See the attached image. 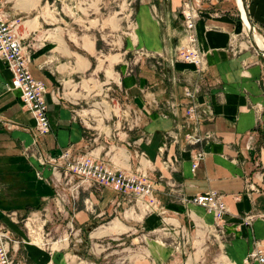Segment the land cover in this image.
Wrapping results in <instances>:
<instances>
[{"label": "crops", "instance_id": "0c3cea01", "mask_svg": "<svg viewBox=\"0 0 264 264\" xmlns=\"http://www.w3.org/2000/svg\"><path fill=\"white\" fill-rule=\"evenodd\" d=\"M192 1L201 15L202 75L171 58L183 35L173 18L184 0L137 3L138 48L167 54L162 64L178 76L171 88L153 61L139 65L138 74L127 71V61L116 72L98 35L69 23L101 20V5L110 0H7L30 73L47 87L51 125L44 136L36 132L20 93L7 88L11 73L0 60V228L13 236L15 264H260L246 260L264 244V55L247 31L248 41L243 37L240 13L218 10L227 0ZM247 3L255 34L264 40V0ZM124 39L131 51V34ZM193 85L207 111L198 120L205 137L198 145L185 139L194 122L181 126L184 88ZM67 150L147 175L155 205H136L111 188L69 173L53 176L50 165L42 166L45 156ZM200 151L204 159L195 168ZM210 191L228 207L223 220L193 203ZM54 222L68 230L56 240L45 231ZM115 238L130 242L119 263H111L115 251L107 248ZM100 241L108 246L99 250Z\"/></svg>", "mask_w": 264, "mask_h": 264}, {"label": "built area", "instance_id": "2783aa9c", "mask_svg": "<svg viewBox=\"0 0 264 264\" xmlns=\"http://www.w3.org/2000/svg\"><path fill=\"white\" fill-rule=\"evenodd\" d=\"M199 3V0H195ZM7 0H0V60L11 73L7 84L10 91H18L24 109L35 121L36 132L40 136L48 134L51 130L49 120V107L46 101L47 87L36 80L29 70V58L25 54V45L15 31L17 20L9 21L6 12ZM198 6V5H197ZM183 16L185 18V36L187 44L184 46L186 53L183 62L193 65L196 72L202 75L205 66V54L198 46L197 18L199 13L192 0H184ZM200 88L198 86H187L184 88L186 99L185 123L181 126H189L187 122H194V131L185 134V139L190 145L201 144L205 137L197 132L198 120L207 111L199 103ZM178 105L173 104V110L177 114ZM181 128V127H177ZM204 159V152L200 151L195 156L194 167ZM50 162L58 163V167L64 169V173L76 176L83 184L91 186L111 188L119 195L130 196L138 202L155 205L154 183L147 175L136 172H124L112 166L104 159H97L89 154L74 156L71 150L63 152L57 158H50ZM193 203L204 208L212 214L216 220H223L228 213V207L223 197L216 191L197 195ZM12 234L0 228V264H15L11 254L13 244ZM251 257L260 264H264V250L256 249Z\"/></svg>", "mask_w": 264, "mask_h": 264}, {"label": "rangeland", "instance_id": "374dc122", "mask_svg": "<svg viewBox=\"0 0 264 264\" xmlns=\"http://www.w3.org/2000/svg\"><path fill=\"white\" fill-rule=\"evenodd\" d=\"M139 0H110V3L102 4L101 5V10L97 14L98 18H101V20H96V21H79V22H69L72 26H75L77 29L80 27L84 28L85 32H92L98 35V43H99V48L102 50L103 54L110 55L113 60H115L117 64V69L116 72H119V66H121L125 61H127L130 65L128 67V72L132 73H139V65H143V63H150V62H155L157 67L159 68L160 75L162 76V79L165 83H169L171 85V88L173 86L174 80L178 82L177 80V75H175V72L173 71L174 69L169 66V65H163L162 63L165 62L164 58H168L167 54L164 53L163 55H151L147 53L144 49L138 48V44L136 41L135 33H137V20H136V10H137V3ZM228 3L226 2V5H219L220 9H218L220 12H227L228 8H230L234 14H237L239 16L240 11L238 12V7L236 8L234 2L236 3V0H227ZM248 1V0H247ZM203 5V4H202ZM202 5H199L200 10H203ZM205 6V5H204ZM73 7L74 11L78 10L77 7ZM215 8H218L217 6H214ZM169 9V8H168ZM167 11V10H166ZM203 12V11H201ZM200 13V11L198 12ZM201 15L199 14V18H197V22H199ZM241 17V13H240ZM242 18V17H241ZM107 19L109 21H107ZM175 22V28L179 29L180 32H182L181 36V41L175 44V51L171 58L174 61H180L181 63L183 62V56L186 53V49H184V46H186L187 41H186V36L184 32V22L185 18L183 16V8L182 6L178 9V11L175 12V17L173 18ZM242 20V19H241ZM242 23L244 21L242 20ZM244 32H243V37L246 38L245 40L248 41V37L246 36V30L244 26L242 27ZM129 34H131L132 37V46L133 48L131 51H128L129 48L125 50L124 46L126 43V40L124 39L125 37H129ZM261 37V36H260ZM263 39V38H262ZM264 42V40H263ZM249 44V43H247ZM198 46L202 50L200 42H198ZM203 52V51H202ZM171 55V54H170ZM167 63V62H165ZM161 68V70H160ZM168 84V85H169ZM10 91V90H9ZM1 121V117H0ZM1 123V122H0ZM7 135L1 139V140H6ZM2 153V152H1ZM37 157H43L42 153H39L38 151L36 152ZM48 157L46 161H43L41 164L42 166L50 165L52 168V174H64L65 170L61 169L58 167V163H52L49 161L50 158H57L54 156H45ZM95 187V186H92ZM97 187V186H96ZM74 189V187H72ZM128 197V196H127ZM135 200V199H134ZM136 205H145L146 203L144 202H138L135 200L134 202ZM148 204V203H147ZM42 219V217L40 218ZM55 219H58V216H56ZM59 220V219H58ZM38 232V230H35ZM46 233H52L51 237L52 239L56 240L60 237L61 233H64L68 231L67 229L60 228L59 225H55V222L52 223V229L46 228ZM71 231V230H70ZM39 232L43 233V228L39 230ZM80 235V233H79ZM83 237V234L80 235ZM73 239V236H71ZM38 242V241H37ZM83 242V241H82ZM79 243L83 245V243ZM111 243L109 246L105 245L104 241H100L99 250L103 249L104 246H108L107 248L108 251H115V254L113 255L112 258H114V261H111V263H119L122 262V256H123V249L125 247H130V242L126 241V244L124 243V240L122 238H115L114 241L109 240ZM138 244L132 245L133 248H136ZM257 249L264 250V244H260L258 247L255 246ZM254 248V249H255ZM255 249V250H256ZM91 251V246L88 247V251ZM254 250V251H255ZM108 251H105L104 254ZM253 251V252H254ZM251 253V252H250ZM249 253V256L247 258V262L249 260H255L253 257H251V254ZM102 254V253H101ZM100 254V255H101ZM102 254V257L103 255ZM102 261H107L106 259L100 258Z\"/></svg>", "mask_w": 264, "mask_h": 264}, {"label": "water", "instance_id": "95a60500", "mask_svg": "<svg viewBox=\"0 0 264 264\" xmlns=\"http://www.w3.org/2000/svg\"><path fill=\"white\" fill-rule=\"evenodd\" d=\"M243 6H244V11H245V16H246L247 21L249 23V31L247 33H248V36L250 38V42H251L252 46L255 48V50H257V52L264 55V49H261L256 43L255 30H254V26H253V23H252L251 18H250L247 0H243Z\"/></svg>", "mask_w": 264, "mask_h": 264}, {"label": "bare ground", "instance_id": "6f19581e", "mask_svg": "<svg viewBox=\"0 0 264 264\" xmlns=\"http://www.w3.org/2000/svg\"><path fill=\"white\" fill-rule=\"evenodd\" d=\"M236 4H237V7H238V9H239V11L241 13L242 18H243L244 26L246 28V31L248 32L249 31V23H248L247 18L245 16V11H244V6H243V0H236ZM255 39H256L257 45L261 49H264V42H263L262 37H260L259 35H256L255 34Z\"/></svg>", "mask_w": 264, "mask_h": 264}]
</instances>
